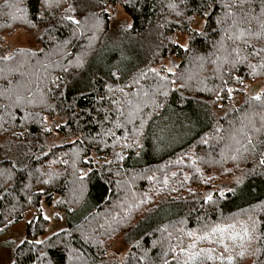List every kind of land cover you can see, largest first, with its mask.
Masks as SVG:
<instances>
[{
    "label": "trees",
    "instance_id": "obj_1",
    "mask_svg": "<svg viewBox=\"0 0 264 264\" xmlns=\"http://www.w3.org/2000/svg\"><path fill=\"white\" fill-rule=\"evenodd\" d=\"M0 151L13 264H264V0H0Z\"/></svg>",
    "mask_w": 264,
    "mask_h": 264
},
{
    "label": "rangeland",
    "instance_id": "obj_2",
    "mask_svg": "<svg viewBox=\"0 0 264 264\" xmlns=\"http://www.w3.org/2000/svg\"><path fill=\"white\" fill-rule=\"evenodd\" d=\"M75 17H78L75 13ZM112 23V36L115 37L121 31V27L124 24L132 23V18L122 9L117 8L114 16L111 20ZM204 25V20L200 17H197L193 23V26L197 29L202 28ZM111 36V40H112ZM119 37V36H118ZM7 43L12 48H36L40 49V45L36 42L34 37L29 34L26 30H17L12 34L6 35ZM116 39V38H115ZM179 42L184 46L187 45L188 39L184 35H179ZM118 42L114 45L111 44L110 47H116ZM255 88L259 91L262 90L263 84L261 82L256 83ZM58 123V122H57ZM55 123V124H57ZM51 124H54L51 123ZM54 126V125H53ZM3 155V152L0 151V159ZM214 192V189L208 190V196H211ZM58 200V196L56 197ZM43 214L49 219V225L46 231L39 237L40 240L48 239L55 233L67 229L71 223L76 222L82 216L88 213L89 208L86 207L81 211H78L72 215H68L66 212H63L57 209L55 206H49L43 202ZM35 215V211H31L27 214L26 218L15 224L11 227L6 233L0 234V264H13L14 262V248L18 246L26 236V225ZM116 249L118 253L122 255L126 254L130 249V244L126 242L125 239H121L116 244Z\"/></svg>",
    "mask_w": 264,
    "mask_h": 264
},
{
    "label": "water",
    "instance_id": "obj_3",
    "mask_svg": "<svg viewBox=\"0 0 264 264\" xmlns=\"http://www.w3.org/2000/svg\"><path fill=\"white\" fill-rule=\"evenodd\" d=\"M66 12L68 13V18L69 19H72L73 21H76V18L73 16V14H72V12H71V10L69 8L66 9ZM52 129L54 130L55 127L53 126Z\"/></svg>",
    "mask_w": 264,
    "mask_h": 264
},
{
    "label": "snow or ice",
    "instance_id": "obj_4",
    "mask_svg": "<svg viewBox=\"0 0 264 264\" xmlns=\"http://www.w3.org/2000/svg\"><path fill=\"white\" fill-rule=\"evenodd\" d=\"M77 23H78V21H77ZM253 99L259 101L261 99V97H260V95H255L253 97ZM262 163H264V161H262ZM209 258L211 259V257H209Z\"/></svg>",
    "mask_w": 264,
    "mask_h": 264
}]
</instances>
